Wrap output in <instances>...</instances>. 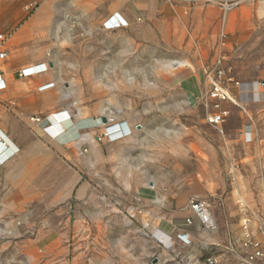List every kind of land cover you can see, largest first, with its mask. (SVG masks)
<instances>
[{"label": "rangeland", "instance_id": "obj_1", "mask_svg": "<svg viewBox=\"0 0 264 264\" xmlns=\"http://www.w3.org/2000/svg\"><path fill=\"white\" fill-rule=\"evenodd\" d=\"M201 6L215 13L196 24L191 12ZM256 6H262L258 18ZM223 9L218 0H48L44 9L36 2L0 0V47L15 65L2 70L7 80L12 73L21 84L12 89L6 82L0 92V130L15 147L0 162V264H159L164 258H171L164 264H203L209 258L206 249L198 250L196 260L188 248L156 242L150 226H137L132 219L122 224L131 203L121 190L127 186L105 185L112 172L90 168L91 145L110 142L105 130L114 125L126 127V137L143 141L145 158L156 167L144 170L145 177L158 180L162 196L169 187L184 188V177L195 172L199 159L210 163L215 181L206 197L210 207L239 195L249 207L240 203L241 210L254 211L250 218L264 243V230L258 228L259 221L264 223V101L254 114L240 103L264 94V0H242ZM229 15H236L230 24ZM112 17L123 26L105 29ZM28 18L42 23L29 34L42 36H19L16 48V37L4 34L3 27ZM43 64L44 84L18 76ZM214 83L227 93L225 101L207 99ZM224 103L236 111L229 113ZM63 112L70 120L62 119L67 125L56 129L51 116ZM221 112L226 113L223 122L210 124V116ZM91 120L100 128L89 125ZM202 145L216 152L212 161ZM245 147L257 164L255 175L241 171L249 182L235 184L240 170L231 166L248 156ZM141 149L135 147L134 159ZM124 154L121 176L128 173ZM168 177L175 186H169ZM144 187L151 200L152 185ZM118 191L122 199L113 198ZM106 221L113 222L112 229ZM96 243L102 247L97 244L95 254ZM225 255L228 259L218 264H228L230 252Z\"/></svg>", "mask_w": 264, "mask_h": 264}, {"label": "crops", "instance_id": "obj_2", "mask_svg": "<svg viewBox=\"0 0 264 264\" xmlns=\"http://www.w3.org/2000/svg\"><path fill=\"white\" fill-rule=\"evenodd\" d=\"M10 1H15L18 3L36 2L39 4V8L41 9L46 8V6L48 5V0ZM60 3V1H57L55 6H59ZM110 8H108V10L106 11L107 13L110 12ZM252 10H254V17L258 18V13L262 10V6H256ZM239 12L241 15L242 11L240 10ZM214 13L215 12H213L211 8L201 6L194 7L191 12V16L192 18H194V21H196L195 23L198 24L203 19L205 20L206 18H208V16H214ZM235 16L236 15H229L227 17L229 24L230 22L232 23V19H234ZM19 19L20 14H18L16 18L17 23ZM114 19L118 20L116 17H114ZM38 25H42V23H39L34 18H28L22 24H16L15 26L10 25L9 23L6 24L3 27L2 32L4 34H9L11 37L15 36L16 39L14 40V43H16L14 44V46L18 48L17 43L21 41V38H19V36H42L41 32L36 33L32 31L33 35L29 34V32L33 30L34 26ZM44 25L47 27L48 23L46 22L44 23ZM4 65H6L10 70L15 66L14 59L6 61ZM39 66H44L45 70L33 71L31 74L32 77L29 78V83L44 84L45 82H47V75L45 74V72H47V67L45 64L37 66L31 65L27 68ZM11 74V78L7 80L5 77L6 74L4 72L5 80L10 88L17 89L21 86V84L17 79H15L14 75ZM253 89L255 90V88ZM263 101L264 97L256 98L254 96L247 101H245L244 99H240V103L248 105L247 111L245 109L244 110L252 114L257 112L259 105L262 104ZM223 108L227 109L229 113L232 114L237 109L235 108V106L230 107L229 103H224ZM98 124V121H89V125L91 126L98 127ZM96 134L94 135L96 136ZM3 141L4 140L2 139V142ZM139 146H142V149L136 150V153L138 155L137 159H134V149L135 147ZM91 147L90 168L92 169L93 164L95 166V169H97L98 166H103L105 173L108 174V171L110 170L113 174V177L106 178L103 183L105 185L116 184L127 186L126 188H121V190L127 194L126 199L128 201H131L130 207L127 212V217H124V220L122 221L123 225L128 224L126 222L127 219H132L137 226H150V228H152L153 237L155 238V240H157L156 242L160 243V240H166L169 241V245L172 244V246L177 245L180 247L188 248L190 257L194 259L196 258V260L200 254L198 250L206 249L209 251L207 253V255L209 256L207 257H211L214 261V264H218L220 260L228 259L225 255L226 251L230 252V261L228 262V264H264V256L258 258L254 257L253 259H250L254 255V245L259 244L260 248L264 251V243H262L260 241L261 239H259L255 234L257 228L253 227V222L250 218L251 215H254V211L251 210L252 212H243L241 210L239 205L240 203L246 205V207H248V204L247 202L245 203L239 195H228L222 200L219 199V201H215L216 203L210 207V217L212 218L213 224L215 226L213 230H210L208 227L204 226L201 221L192 214L189 207V200L198 198L203 201H207L206 197L211 194L209 192V186L215 184V181L212 179L213 175L210 171L213 167L210 163H207L202 158H197L199 160L198 164L195 166V172H192L191 174H188L186 175V177H184L185 187L180 188L179 190L169 187V189L165 190V194H163L162 196L161 190L159 189L158 180H156L155 178H151L150 176L145 177L144 170L156 167L153 159L146 160L145 155L149 153H146L143 141L140 142L139 139L130 135L112 143L103 139L101 144H96L94 146L91 145ZM103 148L105 151L102 150ZM118 149L121 150V154L125 153L124 156L126 155L127 157L125 165H127L126 168L128 169V173L126 176H121L120 168L123 164H120L119 162L121 159H123V157H121V154L116 153L115 150ZM175 149L176 147L174 148V152H171L170 154V159L173 161V164L176 163ZM200 149L201 152L207 157L208 162L214 159L213 156L216 154V152L212 148L202 145ZM244 149V153H247L248 156L245 155L244 157H240L239 161L237 163H233V166H231L232 169L237 168V170H240V172H238V174L233 177V181L235 184H244L249 182V180L247 181L246 177L244 176L245 170H248L249 172L252 170L253 176L255 175L257 164L255 163L253 157L249 155V149L246 147ZM14 150L15 147L13 146L12 149L9 150V153ZM128 156H130V159ZM186 157L185 159L187 160ZM241 171H243L244 175L241 173ZM138 174H141L140 178L136 177ZM242 175L244 176V178ZM172 180L173 179L171 177H168L167 181L169 183V186H171V184H174L175 186L176 180ZM101 183L102 181L98 184ZM145 184L152 185L153 197L151 198V200L145 197ZM123 195L124 194L122 192L118 191L117 196H113V198L122 199ZM244 197L246 200H249V198H247L246 196ZM140 201L142 203L139 205L138 202ZM111 213V215H113V210L111 211ZM132 213H135L136 216H132ZM186 219H190V223L187 224ZM242 219L243 221H246L245 219H247L248 221V225H246V228L243 227L245 224H241ZM106 222V224H111L112 229L113 222ZM95 225L97 230L98 224L95 223ZM258 228L264 230V223L262 221H259ZM99 230L101 229L99 228ZM107 231L108 230H106V232ZM182 235L185 236L187 244H183V242L180 240V238H182ZM97 244L98 243H96L95 245V254L98 253L97 250H100L98 246L102 247V245L98 244L97 246ZM103 247L109 246L104 245ZM168 261H171V258L158 259L159 264H164ZM93 264L104 263H99L97 260H95Z\"/></svg>", "mask_w": 264, "mask_h": 264}, {"label": "built area", "instance_id": "obj_3", "mask_svg": "<svg viewBox=\"0 0 264 264\" xmlns=\"http://www.w3.org/2000/svg\"><path fill=\"white\" fill-rule=\"evenodd\" d=\"M221 3V6H223L225 9L223 10H229L235 6H237L238 4H240V2L242 0H218ZM33 4H31L30 6H32ZM110 20V19H109ZM109 20L106 21L104 23V28L108 29L110 28V25H108ZM124 21L120 20V24L123 26ZM115 25L119 26L118 23H115ZM0 41L3 42L4 38L2 37V35H0ZM8 58V53L6 50L2 49V47H0V92L5 90L6 88V80L4 77V72H3V66L4 63L6 62ZM20 78H26L31 76V73L28 69H24L22 70L19 75ZM226 98H228L227 93L223 90V88L221 86H219L218 84L214 83L212 84V86L210 87V91L208 93V100L211 101H217V102H221V101H225ZM218 106L215 105L214 108H217ZM226 115V113L221 112L219 114L216 115H212L209 118V123L214 125V126H218L223 122L224 116ZM128 131L125 130L124 128H122L119 125H114V126H109L108 129L105 130V137L111 142L113 141H117L120 140L124 137L127 136ZM189 207L190 210L192 212V214L197 217L201 223L208 227V228H212L213 227V223L211 221V217H210V213H209V208L210 205L208 202L203 201L201 199L198 198H193L189 201ZM186 223H190V219H186ZM182 238H180V240L183 242V244H187L186 243V239L185 236L182 235ZM255 251H254V255L250 258L253 259L254 257L258 258V257H263L264 256V251L260 248L259 244H255L254 245ZM203 264H214V261L211 257L206 258L204 260Z\"/></svg>", "mask_w": 264, "mask_h": 264}, {"label": "bare ground", "instance_id": "obj_4", "mask_svg": "<svg viewBox=\"0 0 264 264\" xmlns=\"http://www.w3.org/2000/svg\"><path fill=\"white\" fill-rule=\"evenodd\" d=\"M114 19V17H112V18H110V20H109V23H108V25H110V28H108V29H113V28H118V27H121L122 25L120 24V20L119 21H117V20H113ZM112 20V21H111ZM112 25H111V24ZM115 23H118L119 24V26H117V25H115ZM26 69H28L29 71H30V73L32 74V72L33 71H38V70H45V68H44V66H39V67H31V68H26ZM48 87H50V86H47V88ZM258 97H264V94L262 95L261 93L259 94L258 93V95H257V98ZM67 112H63V114H59V115H53V116H51L52 117V122H54V126H56V129L57 128H60V130H64V128H65V126L67 125V123H66V121H64V122H60L62 119H65V120H70L69 118H68V115L67 116H65V114H66ZM86 115V112L84 111V110H80V116H85ZM59 122V123H58ZM1 129V128H0ZM125 130H127V131H129L126 127H125ZM48 132H49V134L51 135V136H53L54 137V135L52 134V132H51V127L48 129ZM5 133H3L1 130H0V138L1 139H3V140H5V141H3L5 144H0V162L2 161V160H4L5 158H7L8 156H9V151H8V149L10 150V149H12V147H13V145L11 144V142L8 140V139H6V137H5V135H4ZM68 135V134H67ZM57 137V136H56ZM2 141V140H1ZM92 148V147H91ZM93 149V148H92ZM21 193V192H20ZM25 193V192H24ZM14 196V195H13ZM12 196V197H13ZM211 221H212V218H211ZM212 223H213V221H212Z\"/></svg>", "mask_w": 264, "mask_h": 264}, {"label": "water", "instance_id": "obj_5", "mask_svg": "<svg viewBox=\"0 0 264 264\" xmlns=\"http://www.w3.org/2000/svg\"><path fill=\"white\" fill-rule=\"evenodd\" d=\"M101 122L104 124L106 123V119L104 117L101 118ZM157 262V259H154L153 260V263H156Z\"/></svg>", "mask_w": 264, "mask_h": 264}]
</instances>
